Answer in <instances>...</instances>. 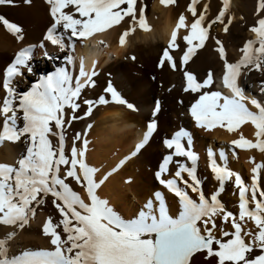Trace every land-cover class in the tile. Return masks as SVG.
Segmentation results:
<instances>
[{"label":"snow or ice","instance_id":"6c2138e0","mask_svg":"<svg viewBox=\"0 0 264 264\" xmlns=\"http://www.w3.org/2000/svg\"><path fill=\"white\" fill-rule=\"evenodd\" d=\"M45 3L50 21L42 38L21 47L0 69V144L23 145L13 163L0 162V225L10 227L0 238V264H200L201 256L211 264H264V163L249 158L253 166L246 182L228 167L223 148L217 158L209 147L208 167L219 187L206 195L197 174L199 154L193 147V132L184 127L162 139L168 151L154 172L160 187L149 193L131 217L125 218L101 197L99 190L108 178L158 134L162 102L154 100L146 130L130 155L98 177L99 169L87 160V130L92 125L69 136L73 123L90 118L95 108L110 102L131 112L138 109L125 98L126 85L114 82L111 73L94 99L85 97L98 87L100 73L98 61L93 59L87 67L77 47L107 48L98 37L122 22L128 27L118 34L117 43L125 47L137 29L151 30L146 5L138 0ZM160 3L176 5V0ZM0 5L15 6L14 0H0ZM209 8L202 0H189L156 67L182 71L183 92L195 94L187 112L196 129L206 133L223 129L235 137L230 141L233 149L258 151L264 156V0H258L257 19L249 28L253 38L243 44L235 61L229 60L224 42L210 32L217 23L223 33L229 32L235 19L229 14L231 0H222L214 16L208 14ZM0 24L18 41L24 39L18 24L2 15ZM210 39L223 67L221 87L216 90L211 71L199 78L186 68ZM37 52L56 66L51 70L36 67ZM125 59L135 61L136 56ZM255 74L259 75L257 94L246 95L245 88L251 86L245 78ZM26 78H33L32 82L26 90L19 89ZM245 125L254 129V138L243 134ZM131 182V178L125 180ZM227 182H233L238 191L236 211L220 199ZM48 205L56 214L47 215L40 225L48 247L10 252V242L18 232L30 228L37 210Z\"/></svg>","mask_w":264,"mask_h":264},{"label":"bare ground","instance_id":"6f19581e","mask_svg":"<svg viewBox=\"0 0 264 264\" xmlns=\"http://www.w3.org/2000/svg\"><path fill=\"white\" fill-rule=\"evenodd\" d=\"M188 1L176 0V5L165 6L160 3V0H154L151 16L146 15L151 30L137 29L127 38V45L123 48L118 45L117 40L118 34L128 27V24L124 22L98 37L108 44L107 48L103 46L100 48L91 47L90 49L77 47V53L85 56L87 67H91L93 59L98 61L97 71L100 73L97 79L98 87L86 92L85 97L94 99L101 91L99 85L104 82L105 76L111 73L114 82L126 85L123 94L128 102L135 104L138 109L137 112H131L122 105L110 102L108 105L95 108L90 118L73 123L69 136L73 132L84 131L88 124L92 125L87 130V139L89 140L87 160L90 165L99 169L98 177L110 172L125 156L130 155L134 145L146 130V123L150 118L154 100L159 99L162 102V114L158 120L160 125L158 134H154L149 146L137 156L131 157L108 178L99 190L101 197L109 200L115 210L125 218L132 216L138 210L139 207H136V204L141 206L149 193L160 187L154 179V172L162 156L168 151L163 147L161 141L180 127L193 132V147L199 154L197 174L202 181V187L211 173L207 159L209 147L217 152V158L219 150L223 148L228 155V167L239 172L246 182L250 180V169L253 166L249 158L255 157L257 163H264V156L258 151L233 149L230 146V141L235 137L227 131L217 129L206 133L196 129L187 112L188 107L194 102L195 94L183 92L182 71L161 70L156 67L161 50L167 44L178 15L185 12ZM214 1L209 0L205 3L212 5ZM238 2L239 0L233 1L235 7H238ZM14 4L15 6L0 5V15L21 26L24 39L18 41L0 24V69L11 62L21 47L37 43L42 38L50 21L48 5L45 0H31L30 4L26 3L25 0H14ZM180 34H184L183 29L180 30ZM228 34L232 38H237V36L245 39L253 38L252 33L250 35L240 34L235 32L232 27ZM236 34L238 35L236 36ZM181 47H183V43H181ZM49 50L52 51L53 49L50 47ZM230 50L227 49L229 60L239 59L240 50L237 49L234 53ZM175 51L179 53V49ZM133 55L136 56L135 61L125 59V56ZM233 58L235 59L232 60ZM33 63L40 69L51 70L56 66L41 59L39 52H37L36 60ZM186 68L199 78H203L208 71H211L215 80L213 90L221 87L222 62L214 51V43L211 39L207 41L205 48L198 50L197 56L189 62ZM152 77L155 79L153 80ZM32 79L26 78L23 83L18 85V88L26 90ZM245 81L251 86L245 88V94L256 95L259 75H250L245 78ZM169 89L172 90L169 91ZM178 101L183 103H178ZM82 114L81 111L80 115ZM242 132L246 137L254 138V129L250 125L242 126ZM22 151L23 145L6 141L0 144V162L13 163L19 158ZM178 159L184 160V158ZM262 175H264V170H262ZM128 178L132 179L131 183H125ZM212 178L213 188L216 190L219 185L213 174ZM224 189L230 191L231 204L233 202L236 204V206L232 205L230 210L236 211L238 191L234 188L233 182H227ZM129 193L132 196L130 199L128 198ZM169 199L171 203V198ZM49 214L56 215L50 205L38 209L36 217L31 221V227L19 231L13 241L10 242V252H17L23 248L48 247V241L40 232V225ZM248 227L253 226L249 224ZM8 230H10L9 226L0 225V238Z\"/></svg>","mask_w":264,"mask_h":264},{"label":"rangeland","instance_id":"374dc122","mask_svg":"<svg viewBox=\"0 0 264 264\" xmlns=\"http://www.w3.org/2000/svg\"><path fill=\"white\" fill-rule=\"evenodd\" d=\"M153 1L154 0H138L139 3L146 5L147 16H151L152 14ZM206 1L209 0H202V3H205ZM233 1L234 0H231V12L229 14L233 15L235 19L233 20V23L230 26V28L232 27V29L237 33L240 34L246 33L250 35L251 32L249 31V28L256 21L258 15L256 13L258 0H239V2L237 3L238 7H235ZM221 3L222 0H215L214 3L210 5L208 14L210 16H214L218 8L220 7ZM240 16H242V19H240ZM190 20L191 17L189 18V21ZM210 32H211V36L220 38L224 42L226 48L228 50L231 49L230 52L232 53H234V51H236L237 49L240 50L243 47V44L248 40L247 38L245 39L240 36H237L238 34H236L237 38L235 37L232 38L228 33L227 34L223 33L221 31V25L219 23L214 24ZM234 59L235 58H233L232 60ZM209 175L210 176H208V180L203 183V190L206 195H210L213 191H215V189L213 188L212 174L210 173ZM76 190L79 191V188H77ZM128 198L129 199L132 198L130 193L128 195ZM220 199L222 203H224L229 210L231 209L232 205L236 206L234 202L231 204L232 198L230 195V191L228 190L225 189L223 190V192L220 195ZM137 206L140 207V205L136 204V207ZM199 260H200V264H211V262L209 261H204L202 256L199 258Z\"/></svg>","mask_w":264,"mask_h":264}]
</instances>
